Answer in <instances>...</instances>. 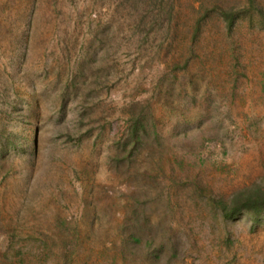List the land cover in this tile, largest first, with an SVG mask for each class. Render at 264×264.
Listing matches in <instances>:
<instances>
[{
    "label": "rangeland",
    "instance_id": "obj_1",
    "mask_svg": "<svg viewBox=\"0 0 264 264\" xmlns=\"http://www.w3.org/2000/svg\"><path fill=\"white\" fill-rule=\"evenodd\" d=\"M151 1L0 0V264H264V0Z\"/></svg>",
    "mask_w": 264,
    "mask_h": 264
},
{
    "label": "trees",
    "instance_id": "obj_2",
    "mask_svg": "<svg viewBox=\"0 0 264 264\" xmlns=\"http://www.w3.org/2000/svg\"><path fill=\"white\" fill-rule=\"evenodd\" d=\"M212 1L213 0H200L198 11L208 9ZM224 1L225 0H222V3ZM173 2H175V0H172V2L170 0H152L150 3L153 5L155 4L161 6L162 10H160V15H162L161 11H166L165 14L168 15L171 14L174 10ZM215 3L216 0H214L212 5H214ZM258 9L263 15V5H261ZM222 12L224 13L229 25L232 27L239 14H236V12H232L230 9L227 11L222 10ZM243 192L241 194V197L237 196L229 206H225L222 208V216L224 218H234L236 215L241 213L240 211H252L254 215H257L264 209V191H262L261 188L258 187L256 189H247ZM260 217L258 219L255 218L254 224L260 222Z\"/></svg>",
    "mask_w": 264,
    "mask_h": 264
}]
</instances>
